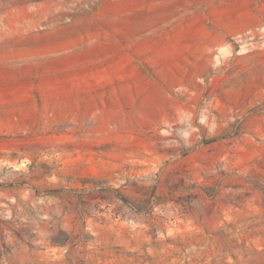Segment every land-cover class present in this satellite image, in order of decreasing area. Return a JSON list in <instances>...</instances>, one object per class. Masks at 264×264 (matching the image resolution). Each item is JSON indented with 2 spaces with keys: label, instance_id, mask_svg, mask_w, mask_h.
<instances>
[{
  "label": "rangeland",
  "instance_id": "1",
  "mask_svg": "<svg viewBox=\"0 0 264 264\" xmlns=\"http://www.w3.org/2000/svg\"><path fill=\"white\" fill-rule=\"evenodd\" d=\"M0 264H264V0H0Z\"/></svg>",
  "mask_w": 264,
  "mask_h": 264
}]
</instances>
